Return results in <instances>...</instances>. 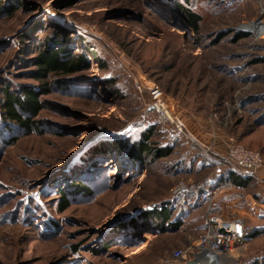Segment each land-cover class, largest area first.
I'll return each mask as SVG.
<instances>
[{"label":"rangeland","instance_id":"obj_1","mask_svg":"<svg viewBox=\"0 0 264 264\" xmlns=\"http://www.w3.org/2000/svg\"><path fill=\"white\" fill-rule=\"evenodd\" d=\"M25 1L31 10L0 17V104L6 87L38 84L29 76L34 52L22 53L23 35L38 20L77 30L107 67L93 62L82 75L88 89L52 84L43 96L42 133L10 130L17 141L8 145L12 137L0 132V264H167L177 249L193 261L206 214L202 188L216 175L174 124L160 121L148 88L157 84L173 116L199 131L206 146L238 142L264 158V36L249 30L264 19V0H192L201 15L197 32L165 17L155 0ZM45 27L26 41L42 42L52 31ZM238 33L245 35L235 40ZM109 77L119 95L102 83ZM151 127V142L170 145L171 154L146 158L130 175L105 165L95 191L61 209L60 188L81 180L98 139ZM241 195L246 231L257 228L259 236L229 264H264V214L255 216L246 202L264 203V190L252 185ZM157 208L171 210L180 226L151 232L141 221Z\"/></svg>","mask_w":264,"mask_h":264},{"label":"trees","instance_id":"obj_2","mask_svg":"<svg viewBox=\"0 0 264 264\" xmlns=\"http://www.w3.org/2000/svg\"><path fill=\"white\" fill-rule=\"evenodd\" d=\"M76 1L69 0L67 6H72ZM155 1L156 6H153L158 7L165 17L176 20L177 24H181L184 29L193 28L194 31H198L201 15L194 11L192 0H178L171 3L166 0ZM19 8L29 11L31 5L25 0H0V17L5 14H14ZM48 25L51 26L52 31L46 33L42 42L39 43L38 40L32 43L26 41L32 40L35 30L45 33L47 30L45 26ZM31 27L23 35V42L26 47L22 53L34 52L29 61L34 69L30 71L29 76L36 79L38 84L25 86L21 92L12 91L11 87L4 89V99L0 104V132L9 138L12 137L8 141V145H12L17 141V136L14 135L16 131L22 132L20 135L43 132L45 125L39 117L45 107L43 96L52 92L53 83L60 87H67L71 83L76 87L88 89L89 85L82 75L92 68L93 62H98L99 67L103 70L107 67L106 61L99 57L98 47L89 43L87 38L83 37L77 30L72 32L59 23L53 21L46 23L40 20ZM73 33L75 34L74 37L72 36ZM244 35V33L236 34L235 40ZM75 38L79 39V42ZM103 80L101 82L107 86V89L113 95H119L117 88L113 87L111 89V86L115 84L114 78L109 77ZM14 129L15 131L11 133L10 130ZM153 129L151 127L139 134H133L125 138L114 134L111 135L112 137L98 139L85 154L90 158L95 156L96 158L91 160L88 167L80 172L81 180L72 181L65 184L64 188H60L61 209L67 208L70 205L71 198L79 193L92 194L95 191V184L100 181L97 178L102 176V170L106 166L114 167L118 173L126 170L125 173L130 175V172L139 171L142 165L145 166L146 158L160 159L171 154L173 149L170 145H155L151 142ZM228 180L237 186H246L251 181L235 171L225 170L222 174L215 176V181L212 184L215 186ZM144 214L141 222L144 225V220H146L149 225L151 224L152 226L146 225V227L151 228V232L178 228L181 224L180 221L172 219V211L167 208H157ZM149 220L151 223H149ZM258 234L257 228L253 231H247V240Z\"/></svg>","mask_w":264,"mask_h":264},{"label":"built area","instance_id":"obj_3","mask_svg":"<svg viewBox=\"0 0 264 264\" xmlns=\"http://www.w3.org/2000/svg\"><path fill=\"white\" fill-rule=\"evenodd\" d=\"M261 13H264L263 8ZM256 19L261 20L263 27L249 30L256 37H262L264 36V19L262 15ZM136 84L138 89H145L140 81L136 80ZM148 90L152 107L158 112L160 121L174 124L176 130L186 136L194 152L212 164L215 175H220L225 170H232L242 177L256 181L264 190V158L261 152L233 141L229 143L224 154L214 152L187 129L183 120L173 116L166 104L164 93L157 84ZM128 131L129 129H126L124 132ZM235 186L232 181L228 180L218 183L212 188L210 186L202 188L200 202L206 204V214L203 231L197 243L193 245L191 258L193 261L186 260V252L177 249L173 252L172 260H168L167 264H229V259L234 262L240 258V252L248 244L245 216L224 217L214 202L216 189H234ZM182 188L184 186L179 189ZM246 202L255 216L264 214V203L258 204L253 197L252 199L247 198ZM189 204H193V202L191 201Z\"/></svg>","mask_w":264,"mask_h":264},{"label":"crops","instance_id":"obj_4","mask_svg":"<svg viewBox=\"0 0 264 264\" xmlns=\"http://www.w3.org/2000/svg\"><path fill=\"white\" fill-rule=\"evenodd\" d=\"M186 127L193 135H195L198 138L199 134L197 132H199V131L195 132L191 128H188L187 125H186ZM200 138H202V137H200ZM200 141L202 143H204L201 139H200ZM212 150L216 153L222 154V153L226 152L227 149L224 145H221V141H219L218 143H216L214 145V147H212ZM214 181H215V178L210 180V187L214 186L212 184ZM252 185H256V186L260 187V185L256 181L251 180L248 182V184L246 186H237L236 185L234 189H217V190H215L214 191L215 206L220 210L221 214L224 217L237 218V217L245 216L246 206H245V204H243L241 192L245 188L250 187ZM227 207H228V209H227ZM229 209L231 210V212L229 211ZM250 230L251 229L249 228L248 231H250ZM258 236H259V234L257 236L249 238L248 243H251Z\"/></svg>","mask_w":264,"mask_h":264},{"label":"bare ground","instance_id":"obj_5","mask_svg":"<svg viewBox=\"0 0 264 264\" xmlns=\"http://www.w3.org/2000/svg\"><path fill=\"white\" fill-rule=\"evenodd\" d=\"M258 20V19H257ZM256 28L260 27L262 28L263 27V23L261 22V20L259 19V21H257V23L254 24Z\"/></svg>","mask_w":264,"mask_h":264},{"label":"water","instance_id":"obj_6","mask_svg":"<svg viewBox=\"0 0 264 264\" xmlns=\"http://www.w3.org/2000/svg\"><path fill=\"white\" fill-rule=\"evenodd\" d=\"M153 87H155V84L154 83L151 86H149V88H153Z\"/></svg>","mask_w":264,"mask_h":264}]
</instances>
